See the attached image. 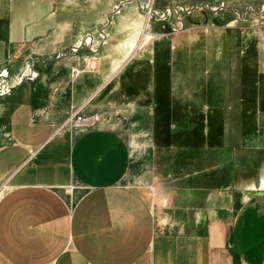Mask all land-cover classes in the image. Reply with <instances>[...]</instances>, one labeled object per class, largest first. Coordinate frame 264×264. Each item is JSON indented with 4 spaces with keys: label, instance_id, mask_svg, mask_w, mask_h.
I'll use <instances>...</instances> for the list:
<instances>
[{
    "label": "crops",
    "instance_id": "crops-1",
    "mask_svg": "<svg viewBox=\"0 0 264 264\" xmlns=\"http://www.w3.org/2000/svg\"><path fill=\"white\" fill-rule=\"evenodd\" d=\"M16 11L24 28L40 23L24 20L32 3L0 0V264H264V80L258 71L250 81L245 65L233 70L242 36L228 37L229 19L216 11L219 28L187 40L189 53L196 46V143H178L176 160L166 150L165 174L138 183L123 130L129 117L151 118L163 60L152 47L137 66L139 21L103 23L97 7L73 28L53 25L47 39L68 42L58 60L60 50H40V33L10 39ZM170 40L172 53L184 44ZM81 52L85 67L71 76ZM137 69L147 76L140 90ZM89 99L103 100L92 103L103 115L96 125L58 129Z\"/></svg>",
    "mask_w": 264,
    "mask_h": 264
},
{
    "label": "rangeland",
    "instance_id": "rangeland-1",
    "mask_svg": "<svg viewBox=\"0 0 264 264\" xmlns=\"http://www.w3.org/2000/svg\"><path fill=\"white\" fill-rule=\"evenodd\" d=\"M9 1L12 2L13 0ZM21 1L23 3L30 2L33 5V12L25 16V22L39 20L40 23H34L29 26L28 30L24 28L26 25L22 23L23 20L19 18L18 11H16L20 20L11 25L10 39L14 41V36L21 39L25 38L26 34L34 37L37 35L36 33H40L43 35L41 40L38 41L40 50L45 51L51 48L52 51H55L53 56L60 50L61 53L56 57L58 60H64V57L68 56L64 54L68 42L66 40L52 43L51 39H47L45 35L49 34L47 33L48 29L53 25L61 29L65 25L67 26L65 22H68L73 28V22H78L80 17H96L98 15L97 7L103 8V23H107L109 12H112L110 18L114 23L123 20L124 17L125 19L130 18L132 21H139L136 27L142 35L137 40L136 48H132V56L138 57L137 60L143 59V62L137 65V60H128L127 68L131 67L133 69L137 65L138 67L144 66L145 69L148 62L145 53L152 47L156 49L158 57L160 55V59L163 60L160 62L161 72L158 74L156 83L159 86L154 90L156 92L154 93L156 103L151 101V103L147 104L151 110V118L144 116V114L140 117H136V115L135 118L129 117L127 119L128 126L125 125L126 128L123 130L132 142L133 155L130 175L138 183H144L146 180L145 172H148L147 175H151L153 180H159L158 177L163 173L165 174V167L161 162L167 153L166 150L169 151L167 157H170L169 159L171 160H176L175 149L178 143H196V46L189 53L187 49L191 44L187 40L190 37H192V39L190 38L191 40H195L196 37L194 35H196L197 30L208 29L214 25L211 22L213 18L211 16H213L214 12L217 11L218 14L221 13L229 19L224 26L229 30L232 29V33L231 31L228 32L231 33L228 37L235 38L236 35L234 34L242 36V39L240 37L237 39V45L233 44L234 49L241 51L239 54L232 52L237 55L230 59L233 70L235 71L240 65H245L244 68L248 71L250 81L254 82L256 80L258 71L260 72L261 80H264V0H14V3ZM121 1L123 3L119 5ZM80 6L84 7L83 13H81L83 8ZM55 21L59 23L53 24ZM122 26L123 24L120 25L121 28ZM129 27H132V24ZM213 28L219 27L214 25ZM236 28H239L240 31ZM234 29L236 30L233 32ZM174 36L183 38L181 41L185 45H176L172 53L168 42ZM43 37L45 38L43 39ZM70 50L74 52L75 49L72 48ZM241 53L242 56H239ZM79 55L81 57L83 53L81 52ZM80 57H78L77 62L73 63V65L78 66L79 72L83 68L81 65L83 64L85 67L86 64L84 56L81 59ZM139 57L141 58L139 59ZM56 58L54 57V59ZM92 62L95 64V61L92 60L89 65H92ZM71 68L70 75H77L71 74ZM143 71L141 75L137 69L139 90L143 83L142 78H145V81L147 78V76H144ZM123 73L122 71L121 74ZM235 74L236 72L233 73V76ZM221 91H223V88L217 84L214 90L217 96H214L216 99H222ZM253 91L254 88L250 87V95H253ZM168 99L171 101V103L169 101V104ZM104 100L108 101L110 99ZM114 100L117 103L119 102V99ZM99 101L103 100L89 99L84 104L72 105L70 115L75 109L80 108L85 116L97 115L98 111L92 103ZM235 101L236 99H234ZM166 103L169 108L171 107L168 112L166 111ZM119 107L126 108V110L130 108L123 103L119 104ZM98 115L92 124H84L82 126L96 125L103 118L100 112ZM183 128L185 131H182ZM154 142L158 146H156L157 150L153 152ZM181 148L185 149L186 155H188L189 152L187 151L193 147L181 146ZM169 170L172 175L175 174L173 167H169ZM186 171L192 173L194 170L189 168ZM250 172H252L251 169ZM233 186L234 190L242 189L241 185ZM255 186L249 185L250 188L248 189L251 191V187Z\"/></svg>",
    "mask_w": 264,
    "mask_h": 264
},
{
    "label": "built area",
    "instance_id": "built-area-1",
    "mask_svg": "<svg viewBox=\"0 0 264 264\" xmlns=\"http://www.w3.org/2000/svg\"><path fill=\"white\" fill-rule=\"evenodd\" d=\"M72 72L71 74H78L79 68L78 66L73 65L71 68ZM99 112L96 114H92L89 116H85L81 108L75 109L74 112L71 113V115L67 118V120L60 125L58 129H64V128H71L75 125H84V124H92L94 120L99 116ZM3 186V183L0 184V187Z\"/></svg>",
    "mask_w": 264,
    "mask_h": 264
},
{
    "label": "water",
    "instance_id": "water-1",
    "mask_svg": "<svg viewBox=\"0 0 264 264\" xmlns=\"http://www.w3.org/2000/svg\"><path fill=\"white\" fill-rule=\"evenodd\" d=\"M122 3H123V1H121L119 5H121ZM111 14H112V12L108 15L109 18L111 16Z\"/></svg>",
    "mask_w": 264,
    "mask_h": 264
}]
</instances>
